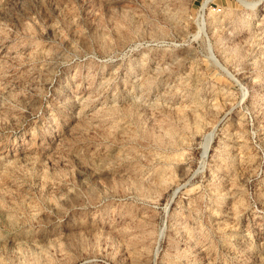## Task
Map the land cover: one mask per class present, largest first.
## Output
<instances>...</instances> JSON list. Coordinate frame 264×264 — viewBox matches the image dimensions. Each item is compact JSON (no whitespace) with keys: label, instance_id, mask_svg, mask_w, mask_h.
Listing matches in <instances>:
<instances>
[{"label":"rangeland","instance_id":"obj_1","mask_svg":"<svg viewBox=\"0 0 264 264\" xmlns=\"http://www.w3.org/2000/svg\"><path fill=\"white\" fill-rule=\"evenodd\" d=\"M0 264H264V0H0Z\"/></svg>","mask_w":264,"mask_h":264},{"label":"water","instance_id":"obj_2","mask_svg":"<svg viewBox=\"0 0 264 264\" xmlns=\"http://www.w3.org/2000/svg\"><path fill=\"white\" fill-rule=\"evenodd\" d=\"M209 47H210V51H211V53H212V55H213L215 61L218 63V65H220V67L223 68L225 71H228L227 68H224V67H223V64L221 63V61L218 59V57H217L216 54L214 53L213 48H212L210 42H209ZM213 139H214V138H213ZM209 150H210V149H209ZM209 150H208V153H209ZM208 153H207V155H208ZM207 155H206V156H207Z\"/></svg>","mask_w":264,"mask_h":264}]
</instances>
